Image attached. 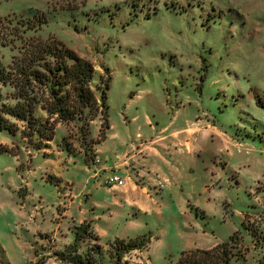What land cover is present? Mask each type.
<instances>
[{"label": "rangeland", "instance_id": "obj_1", "mask_svg": "<svg viewBox=\"0 0 264 264\" xmlns=\"http://www.w3.org/2000/svg\"><path fill=\"white\" fill-rule=\"evenodd\" d=\"M199 1L202 8L196 4ZM157 4L156 16H147L146 11ZM132 7L140 10L138 16L130 14ZM42 12L47 22L28 34L60 39L92 63V87L107 84L106 136L116 133L101 143L107 159L131 142L143 146L153 136L152 128L161 120L160 104L168 112L179 108L177 123L188 119L200 120L202 126L214 124L241 143L233 153L223 147L214 154L212 139L206 141L203 132L196 131L202 146L197 156L175 153L170 146V161L158 163L169 179L170 197H163L160 213L140 218L141 227L131 237L148 232L152 237L147 247L124 259L130 264L168 263L178 257V246L186 241L206 247L239 229L247 250L233 264L264 263V248L255 247L241 227L244 219L264 229V106L257 104L264 102V0H0L1 17L35 20ZM209 13L215 17L209 19ZM12 53L9 46L0 45L4 63ZM99 117L90 126L89 138L99 136ZM76 124L66 126L65 136L76 131ZM62 135L63 129L57 128L54 137ZM65 143L72 151L79 148L72 137ZM5 146L22 157L16 161L0 154V264H62L53 252L69 243L72 234L67 238L64 225L49 223L44 205L54 204L61 195L63 205L71 185L64 183L66 189L59 195L60 187L49 180L17 188L20 172L35 174L31 154L26 152L31 148L18 138ZM66 174L77 192L78 178L84 175L82 164L76 160ZM25 201L33 204L24 211L27 217L17 211ZM61 204L56 206L57 217H51L53 225ZM116 230L124 233L128 228ZM98 242L106 264L110 241ZM91 243L86 238L81 251Z\"/></svg>", "mask_w": 264, "mask_h": 264}, {"label": "trees", "instance_id": "obj_2", "mask_svg": "<svg viewBox=\"0 0 264 264\" xmlns=\"http://www.w3.org/2000/svg\"><path fill=\"white\" fill-rule=\"evenodd\" d=\"M196 4L202 8L201 1ZM194 5L190 4L189 7ZM131 10L133 17L138 16L140 10L135 7ZM155 11H160L158 4L153 5L151 12L146 11V15L156 16ZM209 14V19L215 17L213 13ZM205 21L208 19L205 18ZM46 22L47 16L44 12L35 20L21 19L15 15L0 16V45L9 46L13 51L8 63L0 59V133L17 137L31 150L38 151L49 145L56 124L69 126L73 122L78 123L74 125L76 131L62 137L60 145L67 152L75 153L62 142L68 137L79 141L83 161L92 164L95 145L105 139V131L109 128L107 84L102 88L92 87V63L60 39L51 35L44 38L28 34ZM257 104L264 106L263 101L258 100ZM98 116L99 136L92 139L89 138L90 126ZM4 153L17 154L0 144V154ZM244 216H247L246 212ZM241 227L252 237L255 247L264 248V229L253 227L244 219L241 221ZM71 233L72 240L61 250L53 252L54 258L62 264H102V246L90 224L83 221L74 225ZM151 237L152 235L147 233L128 239H112L106 250V264H130L124 256L133 250L147 247ZM86 238L93 243L81 251ZM242 240L241 231L236 229L226 240L210 248L181 250L178 257L168 264H233V260L244 258L247 246L242 245Z\"/></svg>", "mask_w": 264, "mask_h": 264}, {"label": "crops", "instance_id": "obj_3", "mask_svg": "<svg viewBox=\"0 0 264 264\" xmlns=\"http://www.w3.org/2000/svg\"><path fill=\"white\" fill-rule=\"evenodd\" d=\"M159 106L160 122H155L154 128H152L151 123L149 124L152 130H154L153 136L148 141L142 142L145 143L143 146L137 145V140H135L134 143L131 142L125 149L118 151L113 158L107 159L108 157L101 150V143L106 138H115L116 135L115 132H109L106 136L107 130L110 129L109 126L105 131V139L95 145V152L102 163L106 165L105 167H101L97 163L86 164L83 161V153L80 148L75 150V153L67 152L60 145L62 137L66 135V125L61 123L56 124L55 132L57 128L63 129L61 139H56L53 136L47 147L38 151L29 149L26 151L31 154L30 157L34 164L32 168L35 174L31 177L28 174L30 170H24L23 175L20 172V183L17 188L25 185L30 187L36 180H49L50 182L54 181L60 187V190L56 191V194L59 195L60 193H64L62 185L69 183L71 185L69 189L70 196L67 197V202L63 203V205L61 204L63 198L61 195L57 196V201L54 204L44 205L49 217V223L56 227L64 225L68 234L67 238L72 234V226L83 221L90 224L92 231L101 241L131 237V233H134L138 227H141L140 218H150L152 215L160 213L162 211L163 197L166 200L170 197L169 179L164 173L160 172L158 165V163L163 165L170 161L168 160L171 156L169 155L170 146L173 147L172 151L175 153H186L189 157L197 156L202 147L195 137V134L199 131L203 132L202 135L206 137V141L209 138L212 139L213 142L210 147L214 154L220 152L223 147L227 148L226 152L233 153L234 148L238 149L241 146L240 142L225 136L214 124L202 126L200 120L188 119H184L185 123H177L176 120L180 117L178 115L179 108L168 112L165 105L160 104ZM140 135L138 132L137 137L140 138ZM3 137L6 138L5 141L1 139ZM16 138L5 133H0V144H8ZM118 146H123V142H120ZM167 154L169 155L168 158ZM21 155L17 153L11 156L15 157L16 161H19L22 157ZM34 160L37 161L36 165ZM76 160L82 164L84 175L78 178L80 183L79 189L77 192H74L72 190L74 182L66 173L71 164L74 166ZM116 169L121 174L133 173V179L139 180L140 183H134L132 180L121 187L97 186L94 184V180L92 179V172L94 170L98 171L101 176H105L111 170ZM44 172L48 174V178H46L45 174L43 175ZM38 202L42 203L40 199ZM58 204H61L60 207L62 209L58 215L59 219L53 225L51 217H57L55 210L56 206H59ZM31 206L33 204L25 201L24 204L20 205L21 208H17V211L25 215L26 210ZM117 226L126 227L128 231L118 233L116 230ZM183 227L186 228L185 226ZM218 242L220 241L214 239V241L209 242L208 246L201 247L197 246L194 242L186 241L178 246V251L191 248H210ZM66 244L68 243H64V245ZM0 250L3 252L1 247ZM3 256L6 258L5 255ZM149 264H152L151 260H149ZM164 264L168 263L164 262Z\"/></svg>", "mask_w": 264, "mask_h": 264}, {"label": "built area", "instance_id": "obj_4", "mask_svg": "<svg viewBox=\"0 0 264 264\" xmlns=\"http://www.w3.org/2000/svg\"><path fill=\"white\" fill-rule=\"evenodd\" d=\"M145 142V141H144ZM93 163L100 164V166H106L102 163L101 159L97 154L94 155ZM92 179L94 180V184L97 186H107V187H121L125 185L128 181H134V183H138L137 180H134L131 177V173L121 174L118 169L111 170L109 174L105 176H101L98 171L94 170L92 172ZM63 190H65V185H62Z\"/></svg>", "mask_w": 264, "mask_h": 264}]
</instances>
